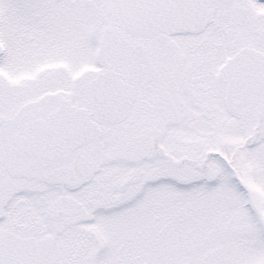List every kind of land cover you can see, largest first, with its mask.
Listing matches in <instances>:
<instances>
[{
	"label": "snow or ice",
	"instance_id": "snow-or-ice-1",
	"mask_svg": "<svg viewBox=\"0 0 264 264\" xmlns=\"http://www.w3.org/2000/svg\"><path fill=\"white\" fill-rule=\"evenodd\" d=\"M0 264H264V0H0Z\"/></svg>",
	"mask_w": 264,
	"mask_h": 264
}]
</instances>
